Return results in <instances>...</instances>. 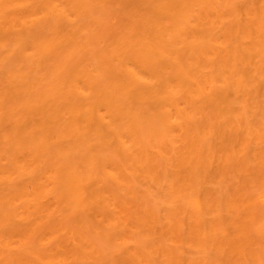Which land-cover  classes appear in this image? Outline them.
Returning <instances> with one entry per match:
<instances>
[{
  "label": "bare ground",
  "instance_id": "1",
  "mask_svg": "<svg viewBox=\"0 0 264 264\" xmlns=\"http://www.w3.org/2000/svg\"><path fill=\"white\" fill-rule=\"evenodd\" d=\"M0 264H264V0H0Z\"/></svg>",
  "mask_w": 264,
  "mask_h": 264
}]
</instances>
